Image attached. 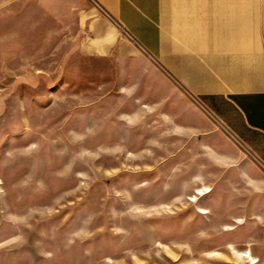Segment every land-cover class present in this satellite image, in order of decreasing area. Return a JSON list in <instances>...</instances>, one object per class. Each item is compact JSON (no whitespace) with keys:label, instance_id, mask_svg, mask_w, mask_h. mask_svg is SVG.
Returning a JSON list of instances; mask_svg holds the SVG:
<instances>
[{"label":"rangeland","instance_id":"374dc122","mask_svg":"<svg viewBox=\"0 0 264 264\" xmlns=\"http://www.w3.org/2000/svg\"><path fill=\"white\" fill-rule=\"evenodd\" d=\"M196 35L171 34L178 55ZM13 44L0 264H264V165L178 81L175 96L142 64H27Z\"/></svg>","mask_w":264,"mask_h":264},{"label":"crops","instance_id":"0c3cea01","mask_svg":"<svg viewBox=\"0 0 264 264\" xmlns=\"http://www.w3.org/2000/svg\"><path fill=\"white\" fill-rule=\"evenodd\" d=\"M179 32L201 38L185 55ZM6 38L27 64H142L175 96L178 81L264 165V0H0Z\"/></svg>","mask_w":264,"mask_h":264}]
</instances>
